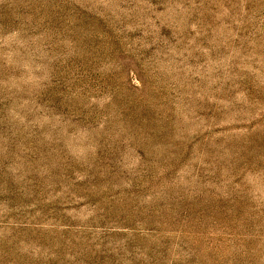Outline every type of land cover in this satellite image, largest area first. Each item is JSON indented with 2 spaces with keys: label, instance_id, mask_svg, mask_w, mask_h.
Wrapping results in <instances>:
<instances>
[{
  "label": "rangeland",
  "instance_id": "obj_1",
  "mask_svg": "<svg viewBox=\"0 0 264 264\" xmlns=\"http://www.w3.org/2000/svg\"><path fill=\"white\" fill-rule=\"evenodd\" d=\"M0 264H264V0H0Z\"/></svg>",
  "mask_w": 264,
  "mask_h": 264
}]
</instances>
